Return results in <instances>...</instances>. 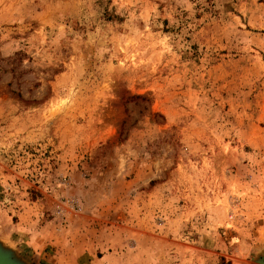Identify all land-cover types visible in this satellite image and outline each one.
<instances>
[{
	"label": "rangeland",
	"instance_id": "obj_1",
	"mask_svg": "<svg viewBox=\"0 0 264 264\" xmlns=\"http://www.w3.org/2000/svg\"><path fill=\"white\" fill-rule=\"evenodd\" d=\"M0 243L28 264L254 263L264 0H0Z\"/></svg>",
	"mask_w": 264,
	"mask_h": 264
},
{
	"label": "water",
	"instance_id": "obj_2",
	"mask_svg": "<svg viewBox=\"0 0 264 264\" xmlns=\"http://www.w3.org/2000/svg\"><path fill=\"white\" fill-rule=\"evenodd\" d=\"M0 264H28L12 250L0 243ZM252 264H264V251Z\"/></svg>",
	"mask_w": 264,
	"mask_h": 264
}]
</instances>
